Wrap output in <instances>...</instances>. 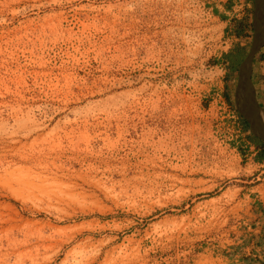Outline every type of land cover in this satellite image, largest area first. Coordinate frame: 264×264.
<instances>
[{
  "label": "rangeland",
  "instance_id": "1",
  "mask_svg": "<svg viewBox=\"0 0 264 264\" xmlns=\"http://www.w3.org/2000/svg\"><path fill=\"white\" fill-rule=\"evenodd\" d=\"M252 14L0 0V264H264V160L225 98Z\"/></svg>",
  "mask_w": 264,
  "mask_h": 264
},
{
  "label": "water",
  "instance_id": "2",
  "mask_svg": "<svg viewBox=\"0 0 264 264\" xmlns=\"http://www.w3.org/2000/svg\"><path fill=\"white\" fill-rule=\"evenodd\" d=\"M251 25L250 46L237 68L233 104L252 136L264 143V108L252 82L253 60L264 46V0H253Z\"/></svg>",
  "mask_w": 264,
  "mask_h": 264
},
{
  "label": "crops",
  "instance_id": "3",
  "mask_svg": "<svg viewBox=\"0 0 264 264\" xmlns=\"http://www.w3.org/2000/svg\"><path fill=\"white\" fill-rule=\"evenodd\" d=\"M256 68L257 67H253V70H252V82H253V85L255 87L257 100L259 101L257 85H258V82L260 81L261 76L258 74V72H256ZM225 77L229 80V78L231 77V74L227 73ZM218 91L220 92L221 90L219 89ZM231 102L232 103L230 104V106L233 109V111L236 112L235 116H236L237 122L241 126V130L245 131V133H247V129H245L243 127V123H242V120H241L239 114L237 113L235 107H233L234 106L233 101H231ZM259 103L261 104L260 101H259ZM261 106H262V104H261ZM247 138L251 139V136H247ZM256 152H257V150L254 153H252L251 155L253 156ZM253 161H255V157L253 158ZM256 163H259V161H256ZM263 172H264V170L260 171L259 174H261ZM252 188H253L254 192L253 193L251 192L252 194H250V196H251L252 203L256 205L255 207L253 206V211L255 213V218H256V222H254L255 233H259L262 230V228L264 227V178H263L262 182L255 184ZM257 239H258V236H257ZM241 261L247 263V259H245V258H241Z\"/></svg>",
  "mask_w": 264,
  "mask_h": 264
},
{
  "label": "trees",
  "instance_id": "4",
  "mask_svg": "<svg viewBox=\"0 0 264 264\" xmlns=\"http://www.w3.org/2000/svg\"><path fill=\"white\" fill-rule=\"evenodd\" d=\"M227 7H229V4L226 5ZM214 13H217V10L215 9L214 10ZM224 16L221 15V18H223ZM243 27H244V23H241V22H238L236 28H235V31L237 34H239L242 30H243ZM226 58L229 60V67L233 70H235L240 62V60L242 59V57L240 56H236L235 58H230L229 56H226ZM264 62V50H261L254 58L253 60V67H257L259 66L260 63H263ZM261 78L264 80V73H262V75H260ZM225 98L227 100V102L229 104H231V100L229 98V96L227 95V93H225ZM242 120V119H241ZM242 123H243V127L245 129H248V125L246 122H244L242 120ZM255 139L253 136H251V139ZM259 142V148H258V155L255 157V160L256 161H263L264 160V143L257 140Z\"/></svg>",
  "mask_w": 264,
  "mask_h": 264
},
{
  "label": "built area",
  "instance_id": "5",
  "mask_svg": "<svg viewBox=\"0 0 264 264\" xmlns=\"http://www.w3.org/2000/svg\"><path fill=\"white\" fill-rule=\"evenodd\" d=\"M231 112H232V114H233V117H234V115H236V112H235V111H233V110H232ZM235 119H236V118H235ZM235 121H236V120H235ZM236 122H237V121H236ZM237 124H238V122H237ZM237 124H236V125H237Z\"/></svg>",
  "mask_w": 264,
  "mask_h": 264
},
{
  "label": "flooded vegetation",
  "instance_id": "6",
  "mask_svg": "<svg viewBox=\"0 0 264 264\" xmlns=\"http://www.w3.org/2000/svg\"><path fill=\"white\" fill-rule=\"evenodd\" d=\"M254 138H255V137H254ZM255 140H258V139L255 138Z\"/></svg>",
  "mask_w": 264,
  "mask_h": 264
},
{
  "label": "bare ground",
  "instance_id": "7",
  "mask_svg": "<svg viewBox=\"0 0 264 264\" xmlns=\"http://www.w3.org/2000/svg\"><path fill=\"white\" fill-rule=\"evenodd\" d=\"M51 8V7H50ZM53 10H54V8H53Z\"/></svg>",
  "mask_w": 264,
  "mask_h": 264
}]
</instances>
